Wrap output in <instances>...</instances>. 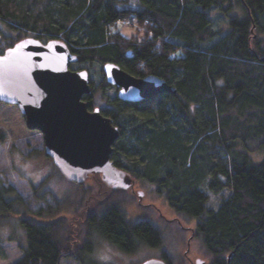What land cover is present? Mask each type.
Wrapping results in <instances>:
<instances>
[{"label": "trees", "instance_id": "obj_1", "mask_svg": "<svg viewBox=\"0 0 264 264\" xmlns=\"http://www.w3.org/2000/svg\"><path fill=\"white\" fill-rule=\"evenodd\" d=\"M137 1L0 0V21L11 31L0 38L4 50L26 37L60 39L78 56L72 69L97 73L84 99L119 127L111 160L135 183L153 186L175 217L129 219L135 184L113 187L98 173L96 185L79 182L80 199L64 192L55 206L28 210L23 195H0V219L19 217L28 237L12 264H96L91 255L101 240L132 253L165 246L178 233L187 249L176 260L165 247L167 264H264V0ZM219 15L227 22L216 27ZM107 61L138 77L158 75L177 91L123 100L106 78ZM42 185L31 183L40 199L51 191ZM208 191L220 196L218 207Z\"/></svg>", "mask_w": 264, "mask_h": 264}, {"label": "water", "instance_id": "obj_2", "mask_svg": "<svg viewBox=\"0 0 264 264\" xmlns=\"http://www.w3.org/2000/svg\"><path fill=\"white\" fill-rule=\"evenodd\" d=\"M77 60L60 39L17 41L0 53V101L18 105L27 127L43 133L45 152L68 179L80 182L98 173L113 187L133 188L135 180L111 160L119 127L99 107H88L84 96L91 93L90 73L72 69ZM103 70L108 82L118 87L119 98L126 101L177 91L158 75L138 77L112 61L105 62ZM140 264L167 262L148 258ZM194 264L207 263L196 258Z\"/></svg>", "mask_w": 264, "mask_h": 264}, {"label": "rangeland", "instance_id": "obj_3", "mask_svg": "<svg viewBox=\"0 0 264 264\" xmlns=\"http://www.w3.org/2000/svg\"><path fill=\"white\" fill-rule=\"evenodd\" d=\"M130 5L138 6L137 0H131ZM129 4V3H128ZM211 12L215 14L216 8H212ZM234 13H239L238 8H234ZM216 27L224 26L227 22L223 16H216ZM119 30L129 34L133 28L131 26H119ZM0 31L5 34L11 33L6 24L0 21ZM6 47V41L0 38V52ZM91 77H96L97 73L91 71ZM115 88L108 89V93L113 94ZM44 137L40 130L29 129L25 123L24 115L16 104L6 103L0 101V178L5 182L1 183L3 191L12 192L19 191V195H23L24 208L29 207L28 210H37L39 208H46L48 205L55 206V195H65L64 197L71 198L73 201L80 199L82 193L80 190V183L75 180L68 179L62 175L55 164L46 158L42 152L44 149ZM256 161L260 160L262 154L260 152L253 153ZM95 178L99 175H90L86 178L85 183L96 185ZM43 182V189H51L45 193L44 199L36 197V193L31 190V183ZM0 186V187H1ZM132 188V187H130ZM135 192H128L136 196L135 202L128 204L129 219H138L142 216H149V214L157 219L158 213L167 219L175 217V212L169 207L167 201L155 194L154 188L147 183H135ZM143 190L145 193L142 196L136 194V191ZM210 194L209 205L218 207L220 203V196L208 191ZM224 195H228L229 191H222ZM18 194L16 192L6 193L3 196L5 199L10 196L14 197ZM102 194H100L101 196ZM63 197V196H62ZM193 226L194 221L188 223ZM190 234V232H189ZM0 236L3 238V245L6 257L0 255V264H12L23 255L21 244H27L28 237L26 228L19 217L0 219ZM168 239V240H167ZM166 239L165 246L153 247L150 245H142L135 252H121L108 241L101 240L94 249L91 256L96 264H140L148 258H161L162 252L166 248L175 255H180L176 260H179L187 249V238L185 239L178 233V235H170ZM194 252H189L190 257L194 260L198 255L195 246ZM166 247V248H165ZM189 263V261H188ZM64 264H78L72 259H66Z\"/></svg>", "mask_w": 264, "mask_h": 264}, {"label": "flooded vegetation", "instance_id": "obj_4", "mask_svg": "<svg viewBox=\"0 0 264 264\" xmlns=\"http://www.w3.org/2000/svg\"><path fill=\"white\" fill-rule=\"evenodd\" d=\"M5 182L4 179L1 177L0 178V186H1V183ZM0 191H3L2 189V186L0 187ZM13 192H16L18 195H19V191L16 190V191H12V192H0V195H5L6 193L10 194V193H13Z\"/></svg>", "mask_w": 264, "mask_h": 264}]
</instances>
